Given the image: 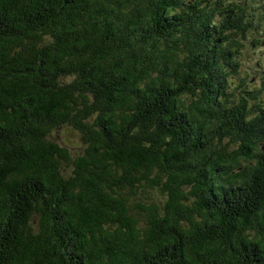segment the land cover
Listing matches in <instances>:
<instances>
[{"label": "trees", "instance_id": "1", "mask_svg": "<svg viewBox=\"0 0 264 264\" xmlns=\"http://www.w3.org/2000/svg\"><path fill=\"white\" fill-rule=\"evenodd\" d=\"M246 8L0 0V264H264V107L229 93Z\"/></svg>", "mask_w": 264, "mask_h": 264}, {"label": "rangeland", "instance_id": "2", "mask_svg": "<svg viewBox=\"0 0 264 264\" xmlns=\"http://www.w3.org/2000/svg\"><path fill=\"white\" fill-rule=\"evenodd\" d=\"M243 2V0H241ZM250 17V30L241 41L242 47L236 56L238 69L229 78V93L244 97L248 106L264 107V0H244ZM49 140L66 148L71 157L80 155L84 144L77 132L68 126L53 130Z\"/></svg>", "mask_w": 264, "mask_h": 264}]
</instances>
